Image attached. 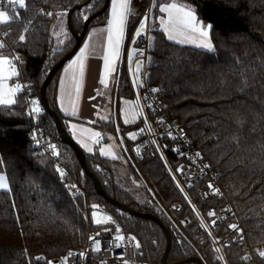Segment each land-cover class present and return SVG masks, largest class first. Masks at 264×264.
<instances>
[{"label": "trees", "instance_id": "16d2710c", "mask_svg": "<svg viewBox=\"0 0 264 264\" xmlns=\"http://www.w3.org/2000/svg\"><path fill=\"white\" fill-rule=\"evenodd\" d=\"M182 1L190 3L205 24L212 25L210 38L216 51L209 53L169 41L162 31L154 30L148 52L149 82L157 86L170 117L186 130L207 165L219 174L221 186L242 218L253 249L258 250L264 247V0ZM86 2L88 0H26V8L18 6L8 10L12 19L0 26L2 31L8 32L5 40L0 41L4 44L0 54L9 57L18 54L20 76L39 101L49 71L76 43L74 38L66 48L53 47L55 18L59 12H69ZM105 5L106 0H99L87 16L99 13ZM85 8L72 14V27L78 34L83 32L85 20L78 21L77 17ZM48 12L53 15H46ZM106 15L105 10L90 23L88 30L104 25ZM137 20H129V34ZM20 35L25 36L24 41L19 40ZM143 39V35L137 38L135 45L141 48ZM62 70L52 78L46 97L50 108L56 111L74 139L67 125L68 117L61 113L58 105ZM117 78L113 91L116 119L129 144L133 141L126 137L127 133L140 130L141 123H123L118 109L120 99L132 97L124 65ZM15 100L14 105H0V173L6 175L10 187L8 191L0 190V264H47L69 250L81 248L88 227H99L93 226L89 219L92 205L112 218L110 225L121 226L139 241L137 264H161L167 245L163 228L152 220L124 212L98 195L93 180L85 175L76 153L60 140L54 120L46 111L40 115L44 146L58 153L62 163L59 169L64 173L61 178L48 152L36 148L30 140V122L22 94L18 93ZM94 125L116 132L113 120L108 124L98 121ZM166 143L167 156L176 163L174 141ZM96 146L91 152L83 150L87 166L112 199L136 212L155 215L169 229L172 239L169 263L198 258L200 253L205 264H218L203 237L190 246L171 228L150 197L152 205L138 201L132 192L124 189L115 178L118 160L102 156ZM141 155L143 174L151 177L158 187L160 199L169 206L179 203L181 198L157 156L148 148ZM132 169L131 177L137 180ZM79 187L84 195H75ZM192 193L201 205L194 191ZM231 261L242 264L237 256Z\"/></svg>", "mask_w": 264, "mask_h": 264}, {"label": "built area", "instance_id": "2783aa9c", "mask_svg": "<svg viewBox=\"0 0 264 264\" xmlns=\"http://www.w3.org/2000/svg\"><path fill=\"white\" fill-rule=\"evenodd\" d=\"M17 7L18 5H9L7 0H0V11H8ZM131 8L132 14L130 19L140 18V13L143 11H148L149 18L147 20V29L143 34V43L140 48L143 50V55L137 57L143 64L139 79L136 75H133L136 70L135 68L132 71L125 68L140 114L139 122L141 123V129L143 131H139L137 137L131 140L133 142H129L128 144L119 129L116 110L113 119L115 134L121 141L126 160L134 169L133 171L137 180L143 185L150 198L155 202L158 210L165 217L168 224L190 246L193 245V241L195 242V240L203 237L213 250L218 264H232L231 258L233 256H237L239 262L242 264H264V257L259 256V252L264 251V248L261 250L253 249L242 218L228 194L221 186L219 174L207 165L197 143L187 134L186 130L180 127L170 117L166 104L161 99L159 93H153L151 91L153 88L158 89L157 86L149 82L147 74L150 44L149 23L153 8L149 7V0H135ZM2 24L4 23H0V26ZM137 26L138 24L136 23L135 27ZM7 33L0 29V41L5 40ZM132 36H134V32L133 34L125 35L128 48L134 44L135 39L129 38ZM10 59L18 72L13 82L15 85L19 84L21 86L19 93L22 94L25 100V114L30 122V140L33 141L36 148L48 152L56 165L60 167L62 163L59 156L44 146L45 134L40 118V115L46 112L44 104L42 101L36 99L28 82L20 76L21 66L18 54L14 53L10 56ZM33 100L38 102L41 108L40 113H32ZM149 105H152V107L149 108ZM161 117L163 118V122H160ZM168 132L172 133V138L166 135ZM97 140L100 146L105 143V139L102 136H99ZM167 140L174 141L173 150L177 156L174 162L176 163L171 162L167 156L165 150ZM147 148L161 162L181 198L179 203L170 206L167 205L163 199H160L161 192L153 180L146 174H143L142 169L144 168L141 152ZM196 153H200V155L197 156ZM206 165L208 167H205ZM181 167L183 168V172H177L176 169ZM210 182L215 188L219 189V194L214 193L208 187ZM177 184H179V187H177ZM193 191L201 205L194 200ZM80 194H85L81 187L75 191V195ZM210 211H214L215 215L208 216V212ZM213 221H215V224H213ZM233 224L237 225L242 231L238 232L229 227V225ZM117 228L120 229V232L116 231ZM118 235H123L125 239L116 241L115 237ZM90 236L100 240L99 251H93L96 245L92 240H89ZM131 237H134L133 234H125L119 226L88 227L86 241L81 248L69 250L65 255L55 257L51 261L53 264H124V261H127L128 264H137V253L140 247H136V242L139 241L136 238L132 240ZM117 244H119L118 247ZM69 252L72 254L69 255ZM78 253H85V255L78 256ZM198 255V258L204 262L200 253Z\"/></svg>", "mask_w": 264, "mask_h": 264}, {"label": "snow or ice", "instance_id": "6c2138e0", "mask_svg": "<svg viewBox=\"0 0 264 264\" xmlns=\"http://www.w3.org/2000/svg\"><path fill=\"white\" fill-rule=\"evenodd\" d=\"M7 3L9 5H18L20 9L26 8V0H7ZM96 3H99V0H96ZM96 3H93L92 0H88V3L86 5L85 11H90L91 9L96 7ZM107 3V0H106ZM135 3V0H110V6L107 7V15H106V24L101 29V31L106 32V43H105V49H104V55H103V73L100 75V83L107 86L108 79L106 77H112L114 78V74L116 72V61L119 59L120 54V47L122 41L125 39V32H126V25L130 19V16L132 14V8L131 5ZM149 7L150 8H157L159 9V12L166 15H161L159 17V26L162 30V33L169 41H177L181 43H193L197 47L202 48L206 50L209 53L216 51V46L212 42L210 38V33L212 30V25L210 23L205 24V22L198 17L197 10L191 6L190 3H179L176 2V0H173V2H166L161 3L160 0H149ZM63 13H61L62 15ZM46 15L51 16L53 13L48 12ZM18 16V13H17ZM149 18L148 11H143L140 13V18L137 20V27H134V36L129 37L130 39L139 38L142 36V34L147 29V20ZM12 19V17L9 15L8 11H0V23H7ZM83 19L87 21L89 17L81 13V16L77 17V20ZM97 32V29H92L88 32V39H85L83 42V46L79 47V50L75 52L72 59L69 61L68 65L65 67V72H72L71 75V81L74 85V91L75 96L78 97L81 92V78L84 76L85 73V60L87 58V53L89 50V41L92 38V36ZM20 41L25 40L24 35L19 36ZM63 43V41H61ZM68 43H71V40L68 41ZM4 47L3 42H0V49ZM67 47V45H65ZM133 54H135L137 57L143 55V50L141 49H135V52H128V56L131 57ZM136 70L133 73V75H136L139 79V76L141 74V67L142 62L139 58L136 59ZM5 65H7V69H5ZM7 72V75L5 74ZM17 71L15 66L12 64V61L9 56L0 54V105H14L16 103V100L14 99L17 92L20 91V85L17 84L14 87H8L4 84V80L10 78L11 76L17 75ZM60 85L63 89L65 86V80L63 78L60 79ZM153 93L158 92L159 90L156 88H153L151 90ZM66 95L69 96V98H72V93L70 91L66 92ZM73 103V112L72 115H76L75 112V102L74 99H72ZM33 107L31 109L32 113H40L41 108L39 107V104L36 100L32 101ZM64 105L63 102H61V108L63 109ZM149 108L152 107V105L148 106ZM120 112L123 114L124 110L120 109ZM138 115V112L136 113ZM107 119V118H105ZM160 122H163V118H160ZM124 123H128V119H124ZM72 129H76L77 125L72 124ZM86 131V130H83ZM142 132L143 129H140ZM182 132V130H180ZM95 137H99L100 133L97 132L94 134ZM166 135L169 138H172V133L168 132ZM128 136L131 139H135V134L128 133ZM89 152L92 151V149L88 146L87 143H84L83 145ZM50 147H53L50 145ZM101 153H103V149L101 150ZM58 155V153H55ZM183 154V153H181ZM197 156L200 155V153H196ZM205 167H208L207 165ZM56 171L60 174L61 178H63L64 173L57 167ZM177 172H183V168H177ZM175 179V177H173ZM65 187H68L65 185ZM177 187H179V184H177ZM208 187L212 189V191L216 194H219V189L215 188L212 183L210 182L208 184ZM71 188H76V185H71ZM0 189H8V182L7 177L4 174H0ZM182 191V189H181ZM97 205H92V208H97ZM175 207V206H174ZM215 212L210 211L208 212V216H214ZM112 218L110 216L104 217V220H111ZM92 222L96 224H101L103 221L99 218H97V213L95 211L92 212ZM213 224H215V221H213ZM230 228L235 229L236 231L240 232L242 229H239V227L235 224L229 225ZM107 231V229H105ZM117 232H120V229H116ZM99 235V234H97ZM125 237L123 235H118L115 237L116 241H122ZM132 240H135V237H131ZM89 240H92L94 244L96 245L95 248H93V251H99L100 250V240L96 239L95 237H89ZM119 244H117V247ZM136 247L139 248V242H136ZM72 253L69 252V255ZM85 253H78V256H84ZM260 257H264V251L259 252ZM47 264H53L52 261H48ZM124 264H128L127 261H124Z\"/></svg>", "mask_w": 264, "mask_h": 264}, {"label": "rangeland", "instance_id": "374dc122", "mask_svg": "<svg viewBox=\"0 0 264 264\" xmlns=\"http://www.w3.org/2000/svg\"><path fill=\"white\" fill-rule=\"evenodd\" d=\"M171 1L172 0H160L161 3H166V2H171ZM176 1L179 2V3H186V2H184L182 0H176ZM85 10H86V8L84 9V14L87 15V13L89 11H85ZM61 13H63V14L61 15ZM68 13L69 12H67V11L59 12L57 14V16L55 18V21H54V24H53V30H52L53 42H52V45H53V47L56 50L62 49L61 47H63V45L65 43H68L69 40L72 41L74 39V36H73V34L71 33V31H70V29L68 27ZM161 15H162V13L159 12V9L156 10V8H155L154 12H152V14H151V20H150V23H149V38H150V41L152 40V32L154 30H159L158 25H156L155 17L159 18ZM94 28L97 29V32L94 34V36H97V34H103V31H101L103 26H99V25L98 26H92L89 31H91ZM61 41H63V43H61ZM174 42L181 44L180 42H177V41H174ZM91 46H92V49L94 51L93 52L94 54H99L100 53V45L99 44H93ZM192 47L204 50V49L199 48L197 46H192ZM138 48L140 49V47H138ZM138 48H136L134 46L133 49H132V52L134 53L135 49H138ZM128 52H130V50L128 51L127 48H125L124 52H122V51L120 52L119 59L116 61V72L114 74V78L106 77V79H108L107 86H105L104 84L100 83V77H99V89L95 91V96H99L98 101L100 103H101V97H103L105 99V104L106 105H107V103L109 101H112L113 91L115 90V86L117 84V75H118L120 67L122 66L123 63H124V66H125L126 65L125 63H127V61H128V63L130 65L134 64L135 68H136V63H135V56L136 55L133 54L131 57H129L128 56ZM142 67H143V64H142ZM142 67H141V70H142ZM102 73H103V71H102ZM6 75H7V72H6ZM16 76L17 75L11 76L10 78L4 80L3 81L4 84L6 86H8V87H14L13 79ZM111 93H112V95H111ZM16 95H17V93H16ZM124 99L125 100L122 101V107L126 106L127 104H131L132 103L131 100L128 99V98H124ZM92 105H93V103H92ZM107 106L109 107V109H112V108H110L111 106H109V105H107ZM97 109H100V106ZM99 117L100 116H95L93 119H90V120L84 119L83 122H74V123H77L82 128H85V130H86V131H82L80 133H76V132L73 131L72 132V136L74 137V140L82 147V149L85 152H89V151L87 150V148H85L83 146L84 143H87L88 146L92 149V151L94 149V146L98 145L96 147L98 148L100 153H101V150L103 149V153L104 154L101 153L102 156L110 158V159L118 160V162L116 164V168H115V178H116V180L120 182V184L122 185V187L124 189L129 190L130 192H132L136 196V199L138 201H140L142 203H148V204L152 205V203H151L152 199L150 200V198H149L150 196L146 192V190L143 187V185H141V183L138 180H135V179H133V177H131L132 166L130 165V163L125 158V155H124V152H123V149H122V145H121V141L118 138V136L115 133H113L112 131L108 130V129H99L98 127H96L94 125L95 122L97 123V118H99ZM106 118L109 119V120H112L113 119V114H111V116H109V114H107ZM138 118H140V117H138ZM95 119H96V121L93 122V124H91V122H89V121H93ZM97 132H99L100 136H102L105 139V143L102 146H100L98 144L97 137H95V135H94ZM132 170H134V169H132ZM0 174H4V173H0ZM7 182H8V179H7ZM173 187H174V185H173ZM9 189H10V187H9V182H8V189H0V190L8 191ZM176 192H177V190H176ZM152 202L155 204V202L153 200H152ZM175 204H177V203H175ZM93 211H95L97 213V218H99V219H101L103 221L101 224H96V223L92 222V212ZM107 216H109V215L106 212L102 211L99 207L93 209L92 206H91L90 211H89V219H90V222H91V224L93 226H107V225H110V223L112 222V219L111 220H104V217H107ZM113 226H115V225H113ZM119 227H121V226H119ZM122 230H123V228H122ZM123 232L125 234H127L124 230H123ZM129 234H131V233H129ZM261 249L262 248H260L258 250H261Z\"/></svg>", "mask_w": 264, "mask_h": 264}, {"label": "crops", "instance_id": "0c3cea01", "mask_svg": "<svg viewBox=\"0 0 264 264\" xmlns=\"http://www.w3.org/2000/svg\"><path fill=\"white\" fill-rule=\"evenodd\" d=\"M171 2H173V0ZM154 10H155V8L152 9V12H154ZM156 10H158V7L156 8ZM162 15H166V14H162ZM155 21H156V25H158L159 30L162 31L160 26H159V18L155 17ZM104 25H101V26L104 27ZM89 30H88V32H89ZM128 32H129V29H128V23H127L125 35L129 34ZM133 32H134V29L132 30V32H130V34H133ZM85 39H88V33L84 37L81 46H83V42ZM105 43H106V32H104V31H103V34H97V36L93 35L92 38L90 39L89 50L87 53V58L85 60V73H84V76L81 78V92H80V95L78 97L75 96L74 85L71 81L72 72L71 71H69L67 73L65 72V67L68 65L69 62L63 67V70L60 73L59 82H58V105H59L61 113L68 117L67 125H68L71 133L73 131L76 133H80L83 130H85V128H82L81 126H79L77 123H74V122H83L84 119L90 120V119H93L95 116H100L99 118H97V122L99 121L102 124H108V123H111L112 120L114 119V113H115V110H117L116 104L114 106L115 95L113 96L111 93L112 101H109L107 103V105L111 106L110 108H112V109H109V107L105 104V99L103 97H101V103H100L98 101L99 96H95V91L99 89V77L103 71V55H104ZM135 43H136V38H135L134 44L130 48H128L127 40L125 41V39H124L121 43L120 52L121 51L124 52L125 48H127L128 51L130 50V52H132V49L134 46L136 48H138L135 45ZM69 44L70 43H65L63 45V47H61V48L62 49L66 48L65 45L68 46ZM93 44H99L100 45V53L99 54L93 53L94 51H93L92 46H91ZM181 44L188 45V46H196L193 43H181ZM136 59H137V56H135V61H136ZM125 64H126L125 68L126 69L128 68L129 71H132L133 68H135V65L134 64L130 65L128 63V61ZM122 65H124V63ZM7 67L8 66L5 65V69H7ZM61 78H63L65 80V86L63 89L61 88V85H60V79ZM13 85L15 86L14 82H13ZM115 88H116V86H115ZM130 88H131V92H132V87L130 86ZM68 91H70L72 93L71 99L69 98L68 95H66V92H68ZM18 93L19 92H17V95H18ZM15 98H16V95H15L14 99ZM72 99H74V102H75L76 115L71 114L74 110ZM124 100H125L124 98L120 99V103H119V107H118L120 117H121L123 123H124L125 118L128 119V123H124L126 125H130V124H134V123L138 122L139 121L138 117H140V114H139L136 102L134 100L133 93H132V97L130 98V100L132 102L131 104H127L126 106L122 107V101H124ZM61 102H63V105H64L63 109L61 108ZM92 103H93V105H92ZM99 106H100V109H97ZM120 109L124 110L123 114L120 112ZM137 112H138V115L136 114ZM107 114H109V116H111V114H113V119L112 120L105 119ZM95 121H96V119L93 121H89V122H91V124H93V122H95ZM72 124L77 125V128L72 129L71 128ZM131 133L135 134V138H136L138 133H139V130L131 131ZM126 137L131 139L128 136V133H127ZM131 140H133V139H131Z\"/></svg>", "mask_w": 264, "mask_h": 264}, {"label": "water", "instance_id": "95a60500", "mask_svg": "<svg viewBox=\"0 0 264 264\" xmlns=\"http://www.w3.org/2000/svg\"><path fill=\"white\" fill-rule=\"evenodd\" d=\"M88 2L76 6L75 8L71 9L68 13V27L71 31V33L73 34L74 38H75V45L73 47V49L67 53L63 58H61L59 60V62L57 64H55L52 69L49 71L47 78L45 79L41 91H40V98L42 103L44 104L47 113L53 118L57 132L59 133V137L60 140L63 143H66L67 145H69V147L76 153L77 157L80 160V163L82 165V169L85 173V175H87L89 178H91L94 182L96 191L98 193V195L104 197V199L107 202H110L112 205L120 208L121 210H123L124 212L133 215L135 217L138 218H145L148 220H152L156 223H158L164 230L165 234H166V238H167V245H166V249L165 252L162 256L161 259V264H171L168 262V257H169V253H170V249H171V235H170V231L167 227H165L162 222L153 214H142L140 212H136L134 210H132L131 208L125 206L124 204L119 203L118 201H116L115 199H112L107 193L106 191L103 189L102 185L100 184L99 180L96 178V176L94 175V173L89 169V167L87 166V162H86V155L83 151V149L81 148V146L70 136V134L68 133V131L64 128L63 123L59 117V115L56 113V111L52 110L49 106L47 97H46V90L47 87L49 86L52 78L54 77V75L60 70L62 69L74 56L75 52H77L79 50V47H81L82 41L84 39V37L87 34L88 28L90 23L99 15H101L103 12H105V10L107 9V7L110 5V0H107V3L105 5V8L100 11L99 13L89 17V19L87 21L84 22L83 24V32L81 34H78L77 32L74 31L73 27H72V14L75 11H79L81 10L83 7H85L87 5ZM140 250V248L138 249ZM185 263H198V264H204V262L200 259V258H191L189 260H186L185 262H181V263H177V264H185ZM176 264V263H175Z\"/></svg>", "mask_w": 264, "mask_h": 264}]
</instances>
